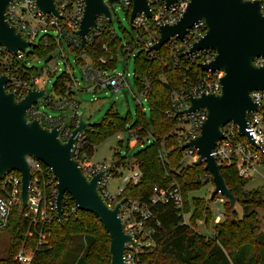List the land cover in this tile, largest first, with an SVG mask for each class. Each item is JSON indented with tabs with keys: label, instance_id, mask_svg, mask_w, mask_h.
Listing matches in <instances>:
<instances>
[{
	"label": "built area",
	"instance_id": "obj_1",
	"mask_svg": "<svg viewBox=\"0 0 264 264\" xmlns=\"http://www.w3.org/2000/svg\"><path fill=\"white\" fill-rule=\"evenodd\" d=\"M106 1V0H105ZM259 1L261 9L264 12V0ZM190 0H180L174 6L167 8L166 0H149L152 16L149 18L145 14H139L134 18L132 37L128 39L126 45L120 41L117 49L122 50L126 61L131 57H136L140 52H146L151 56H156L158 51H149L160 40V27L176 24L188 9ZM120 4L129 11V16L133 8L132 0H121ZM86 2L85 0H56V7L60 16L53 13L41 11L36 0H12L9 6L7 17L9 22L17 26L24 33L26 39L33 43V47L27 48L25 52L14 54L8 51L0 43V76H8L9 81L6 85L8 93H14L17 100L24 99L30 88L38 90L44 89L46 95L38 100L27 112L29 120H40L42 125L53 129L60 128V138L67 142L78 126L79 101L76 96L80 92V81L74 75L73 68L69 65L68 54L74 55L75 59L81 64L84 80L92 86L88 91L98 92L112 90L115 93L120 92L127 87L130 73L110 74L116 66L117 53L111 56L114 60L109 68L110 61L100 58L97 65L89 55V47L94 44L97 38L105 31L115 39L118 35L111 30V22L105 16L97 18L98 26L91 29L87 36L85 49L81 48V39L77 36L82 18L84 16ZM112 10V7H111ZM113 13V12H112ZM207 26L204 21L196 23L188 30L183 40L177 37L171 38L165 44L169 52L170 59L175 67L181 66L184 62V70L191 72L185 80V86L172 90L171 108L167 111L168 118H176L177 125L172 130L171 135L177 138L179 149L182 145L195 139L201 132V128L207 120V111L200 109L192 113H183L190 107V96L199 97L202 94H219L221 92V78L224 73L221 71L212 72L204 70L201 65L210 64L216 57L214 50H206L188 54L195 43L205 36ZM104 50H108L104 45ZM47 51L45 54H38L36 51ZM42 60L45 66L40 68L35 61ZM64 60L66 67L70 69L63 72L69 77L65 90L53 87V95H48L45 85L50 78L56 75L60 70V61ZM256 66H264V57L254 60ZM138 87V86H137ZM62 90V91H61ZM141 96L150 101L148 90L139 88ZM58 91L60 93H58ZM255 103L258 104L257 112L248 114L246 132L254 143H251L247 137L243 136L239 127L233 122L228 123L222 128L224 139L217 143L213 152L218 164L224 168H236L239 175L245 179H251L259 174L264 178L261 170H264V92H253L251 94ZM57 110L70 108L74 111L69 117L54 118L47 116L42 112L39 103ZM143 107V105L141 104ZM145 112V110H142ZM91 127V126H90ZM90 127L88 129H90ZM86 129L83 134H79L73 147V157L76 159L89 178H93L101 172H105L99 181V189L106 199L107 203L113 208L120 200H124L120 207V217L123 219L124 231L131 235L135 243H129L126 246L125 264H143L141 255L148 249L156 245V235L161 226L160 220L156 215L158 206L174 205L178 209L179 215L183 218V224H188L189 214L184 212V198L179 179L182 178L181 171H175L173 174L167 171L169 182L165 185H157L153 188L152 194L147 201L124 197L123 193L128 186L139 184L142 178V172L134 166L129 169L132 172L124 175L122 179L124 186L118 187V193H113L110 189V182L119 174V171L127 164L119 166L118 162L99 161L96 159L97 147L94 153L89 151L88 136ZM130 142H137L140 138L136 130L127 132ZM147 144L155 139L150 136L144 139ZM144 144L141 145L143 149ZM183 152L180 161L181 168H188L193 165L206 166L205 159L199 154L196 148L187 147ZM169 152L165 146L160 150L159 157L165 166H170ZM32 172V183L27 207L23 212L24 216L33 223L41 222L50 224L57 218V179L52 170L36 160L33 157L27 158ZM197 180L203 185L213 184L214 176L206 171L198 175ZM21 175L18 172L8 174L0 181V230L6 227L9 217L16 206L21 202ZM215 189V185H214ZM216 202L224 205L228 200L219 193L216 196ZM78 208H72L76 211ZM225 214L219 213L214 222L220 223ZM47 244L46 235L41 232L39 245ZM34 250L29 253L21 250L16 259L19 264H32Z\"/></svg>",
	"mask_w": 264,
	"mask_h": 264
},
{
	"label": "water",
	"instance_id": "obj_2",
	"mask_svg": "<svg viewBox=\"0 0 264 264\" xmlns=\"http://www.w3.org/2000/svg\"><path fill=\"white\" fill-rule=\"evenodd\" d=\"M130 24L139 14L152 16L149 0H132ZM180 0H166L167 8ZM86 6L77 36L81 48L85 49L87 36L98 26L97 18L105 16L112 23L111 7L121 0H85ZM12 0H0V43L10 52H25L34 44L29 42L17 26L12 25L7 12ZM38 8L60 16L56 0H36ZM204 21L207 32L194 44L188 54L214 50L216 57L210 64L201 65L204 70L224 73L219 94L190 96V107L183 113L205 109L207 120L200 134L189 143L182 145L196 148L205 159V170L214 176L215 189L212 198L221 193L235 209L238 199L234 196L222 174V166L212 154L217 143L224 139L222 128L230 122L239 127L240 133L251 143L253 139L246 132L248 114L257 112L253 92H264V66H256L254 60L264 57V12L259 1L251 0H190L183 17L174 25L160 27V40L149 51L160 52L171 38L183 40L196 23ZM8 76H0V181L8 174L21 175V202L19 210L27 207L32 172L28 157H33L50 168L57 179V218L64 223V201L66 195L78 210L94 214L110 235V264H125L126 246L135 243L124 231L120 217V200L113 208L107 203L99 189V181L105 172L89 179L80 163L73 157V147L79 134L92 126L81 115L73 136L63 142L60 138L61 125L49 129L40 120H29L27 112L38 100L46 95L44 89L30 88L24 99L17 100L14 93L6 91Z\"/></svg>",
	"mask_w": 264,
	"mask_h": 264
},
{
	"label": "trees",
	"instance_id": "obj_3",
	"mask_svg": "<svg viewBox=\"0 0 264 264\" xmlns=\"http://www.w3.org/2000/svg\"><path fill=\"white\" fill-rule=\"evenodd\" d=\"M129 39L134 40L131 34ZM120 41L119 37L114 39L109 32H103L88 49L91 59L97 65L100 58L108 59L110 68L114 62L111 56L117 53ZM104 45L108 50L103 49ZM46 52L36 51L39 55ZM134 59L136 84L149 93L151 123L145 112L140 111L137 122L126 129L123 119L116 114H108L102 123L92 125L86 133L91 153L115 134L129 130L139 133V140L129 143V147L130 144L145 145L135 155L132 166L141 170L142 178L139 184L127 187L124 197L147 201L155 186L169 182L167 171L173 174H177L175 171L182 172L179 182L184 212L190 215V222L183 224V218L174 205L158 206L156 215L161 226L157 231L155 247L141 255L143 264H264V231L260 232L258 214V210L264 211V190L246 191L249 179L242 178L234 167L224 168L222 174L238 199L242 216L236 208L231 209L227 202L223 205L225 217L218 224L214 222L209 202L202 198H189L190 193L202 189L203 185L197 177L205 170L203 165L181 168L183 152L179 149L177 138L171 135L177 119L168 118L166 113L171 108L172 90L185 86L184 80L191 72L184 70V62L175 67L165 47L156 56L143 51ZM68 81L69 77L62 73L54 86L65 90ZM150 136L155 140L147 144L144 139ZM163 146L170 151L171 164L168 167L159 157ZM118 165H124V159L118 161ZM73 207L75 203L67 194L64 223L56 219L50 224H42L33 223L16 206L2 229L8 233L10 247L6 258L0 259V264H19L16 257L23 245L33 247L32 264H110L111 239L107 230L94 214L78 209L72 211ZM199 221H203L206 227H213L214 235L209 240L195 230ZM41 232L46 235L47 244L39 245ZM75 240L81 245L72 248Z\"/></svg>",
	"mask_w": 264,
	"mask_h": 264
},
{
	"label": "rangeland",
	"instance_id": "obj_4",
	"mask_svg": "<svg viewBox=\"0 0 264 264\" xmlns=\"http://www.w3.org/2000/svg\"><path fill=\"white\" fill-rule=\"evenodd\" d=\"M112 12L114 16V21L110 24L111 30L114 31L119 39L121 40L123 45H126L129 34H133V29L130 24L129 19V11L125 9L120 3L114 4L112 6ZM69 56V65L70 68H73L74 75L77 80L80 81V92L77 93V100L79 101V107L76 109L78 116H83L84 119L89 122L91 125L100 124L104 121L108 114H116L121 119L124 120L126 129L132 127L138 120V113L140 111L145 110L146 118L149 123L152 120L151 106L147 99L143 98L139 93L136 78H135V59L131 57L129 61H126V57L124 56L122 50L117 53V61L116 66L111 70L110 74H120V73H130V78H128L127 87L122 89L120 92L115 93L112 90L106 91H88V88L92 86L91 83L87 84L84 80V74L82 72L81 64L77 62L74 55L68 54ZM61 70L50 78L49 82L45 85L48 95H53V87L56 83L59 76L62 75L63 72L69 70V67H66L64 64V60L60 61ZM35 64L40 68L44 67L46 64L42 60L35 61ZM143 105V107L141 106ZM42 112H44L47 116H51L54 118L59 117H69L74 113V111L70 108L65 110H57L51 108L49 106H44L39 103ZM130 138L126 132H120L118 134L113 135L108 140L103 142L100 146L97 147L96 151V159L99 161H108V162H118L121 159H124L127 166H124L120 169L119 174L114 176V178L110 182V189L113 193H118V187L124 186V182L122 179V173L124 175L130 174L132 171V166L134 165L135 155L142 149L140 146H133L130 144ZM129 168V169H124ZM264 174V170H261ZM246 191L252 190H264V178L259 174L254 175L247 183L245 187ZM214 191V185L208 184L202 187L201 190L190 193L189 198L192 200L193 198H202L209 202L210 209L213 213V216L216 217L219 213L225 214V208L222 204H218L216 202V198L211 200L212 193ZM237 211L242 216V208L236 204ZM259 221H260V232L264 231V211L258 210ZM187 222H190V215L187 217ZM4 229V228H3ZM195 230L205 236V240H209V238L213 237L214 230L213 227H206L203 221H199ZM80 242L75 240L72 245L73 247L80 246ZM10 247L9 236L6 230H0V259L6 258L7 252ZM33 247L24 245L21 247V250L29 253ZM18 252V253H19Z\"/></svg>",
	"mask_w": 264,
	"mask_h": 264
}]
</instances>
